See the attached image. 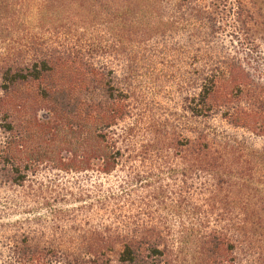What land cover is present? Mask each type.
I'll list each match as a JSON object with an SVG mask.
<instances>
[{
	"label": "rangeland",
	"instance_id": "1",
	"mask_svg": "<svg viewBox=\"0 0 264 264\" xmlns=\"http://www.w3.org/2000/svg\"><path fill=\"white\" fill-rule=\"evenodd\" d=\"M118 1L112 0L110 19L121 15H113ZM255 2L261 15L255 18L257 28H263L264 0ZM14 3L12 9H2L11 18L0 23V63L7 57L20 62L25 47L41 50L50 43L63 44V39L46 32L48 19L60 23L59 12L47 17L35 13L30 0ZM216 3L206 10L221 17ZM144 9L134 11V20L148 24L149 12ZM182 11L186 17L188 6ZM168 15L170 33L152 35L149 42L144 36L143 43L137 37L141 49L123 48L117 57L110 51L98 52L97 64H106L118 86L128 90L127 115L111 131L120 152L112 172L103 174L96 167L63 172L44 164L25 181L11 182L9 170H2L0 264H10L7 248L24 241L68 256L54 264H119L123 245L141 251L165 249L166 256L155 259L160 264H208V237L242 227L264 232V134L233 126L217 110L202 112L201 117L190 110L200 84L194 81L205 65L204 51L197 49L223 46V57L232 56L230 38L210 36L200 19ZM111 26L115 36L127 37L129 26L116 21ZM100 29L95 37L111 46V29ZM257 53L264 63V42ZM261 69L259 83L264 80V65ZM256 95L263 97L259 91ZM218 99L210 101L214 109L220 105ZM251 99L242 98L239 105L255 113L258 103L251 104ZM95 250L100 252L93 255ZM235 256L241 259L240 254Z\"/></svg>",
	"mask_w": 264,
	"mask_h": 264
},
{
	"label": "trees",
	"instance_id": "2",
	"mask_svg": "<svg viewBox=\"0 0 264 264\" xmlns=\"http://www.w3.org/2000/svg\"><path fill=\"white\" fill-rule=\"evenodd\" d=\"M255 1L197 0L193 5L191 0H119L113 15H121L110 19L112 0H30L35 13L44 12L48 17L49 13L55 16L59 12L60 23L56 25L48 19L46 32L64 42L45 45L42 51L36 45L25 47L20 62L7 57L0 63V133L4 135L0 138V173L9 170L11 182H23L28 173L44 164L63 172L94 167L103 174L112 172L120 152L111 131L127 115L128 90L118 86L113 70L106 64H97L98 52L110 51L112 57H117L124 49H141L144 36L148 37L146 42L152 35L163 37L172 28V24L165 22L168 13H180L181 19L204 21L209 35H227L229 50H233L232 56L223 57V46L197 49L204 51L205 65L194 81L200 84L191 114L201 117L202 112L210 114L217 110L233 126L264 134V80L259 83L257 75L264 65L257 53L264 42V27L257 28L255 18L261 15L254 9ZM213 2H219L216 4L221 6L223 16L214 17L207 12ZM14 6V0H0V23L11 18L3 15L2 9ZM183 6H188L186 17ZM145 7L149 12L148 24L134 20V11ZM114 21L129 26L126 38L115 36L111 29ZM100 27L105 31L111 29L115 36L111 37V46L95 37ZM86 39L88 42L79 45ZM214 50L220 51V55ZM257 91L263 97L257 96ZM217 98L220 105L214 109L210 101ZM242 98H252L248 100L251 104L258 103L255 113L239 105ZM206 243L208 264H264V232L258 234L242 227L233 233L208 237ZM164 250L152 247L141 251L123 245L118 263L160 264L155 259L166 256ZM7 251L11 253L10 264H54L64 256L62 251L38 249L25 241ZM98 252L93 251V255ZM67 259L64 256L62 261ZM73 260L81 263L78 257Z\"/></svg>",
	"mask_w": 264,
	"mask_h": 264
}]
</instances>
